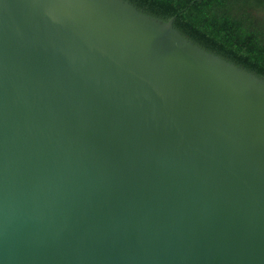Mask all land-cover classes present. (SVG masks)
Segmentation results:
<instances>
[{"label":"water","instance_id":"1","mask_svg":"<svg viewBox=\"0 0 264 264\" xmlns=\"http://www.w3.org/2000/svg\"><path fill=\"white\" fill-rule=\"evenodd\" d=\"M124 0H0V264H264V80Z\"/></svg>","mask_w":264,"mask_h":264},{"label":"trees","instance_id":"2","mask_svg":"<svg viewBox=\"0 0 264 264\" xmlns=\"http://www.w3.org/2000/svg\"><path fill=\"white\" fill-rule=\"evenodd\" d=\"M124 1L153 18H174L184 38L264 80V0Z\"/></svg>","mask_w":264,"mask_h":264}]
</instances>
